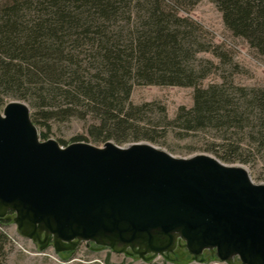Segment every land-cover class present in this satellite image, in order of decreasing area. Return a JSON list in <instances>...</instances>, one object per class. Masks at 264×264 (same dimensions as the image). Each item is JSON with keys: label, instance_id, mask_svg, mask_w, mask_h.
<instances>
[{"label": "trees", "instance_id": "obj_1", "mask_svg": "<svg viewBox=\"0 0 264 264\" xmlns=\"http://www.w3.org/2000/svg\"><path fill=\"white\" fill-rule=\"evenodd\" d=\"M200 1L0 3V92L24 97L46 119L91 122L92 141L87 143H158V126L140 134L141 124L151 114L164 133L172 126L185 133L217 132L220 141L208 152L226 164L244 162L243 148L232 135L247 133L264 149V89L227 82L201 86L216 65L198 55L212 53L224 62L226 55L204 41L198 23L179 13ZM212 2L226 28L264 56V0ZM137 85L191 87L194 106L181 107L170 120L165 107L153 110L152 103H132ZM32 120L38 125L33 114ZM11 222V216L0 219V264L7 259L10 238L4 229Z\"/></svg>", "mask_w": 264, "mask_h": 264}, {"label": "water", "instance_id": "obj_2", "mask_svg": "<svg viewBox=\"0 0 264 264\" xmlns=\"http://www.w3.org/2000/svg\"><path fill=\"white\" fill-rule=\"evenodd\" d=\"M57 250L74 241L142 256L175 250L264 264V184L209 154L175 157L149 142L43 141L28 104H0V219Z\"/></svg>", "mask_w": 264, "mask_h": 264}, {"label": "rangeland", "instance_id": "obj_3", "mask_svg": "<svg viewBox=\"0 0 264 264\" xmlns=\"http://www.w3.org/2000/svg\"><path fill=\"white\" fill-rule=\"evenodd\" d=\"M5 1L7 0H0V3ZM179 13L198 23L202 27L200 34L204 41L212 42L226 55L225 62L212 53L198 55L199 58L211 60L216 65L213 73L201 82L203 88L227 82L236 86L264 89V56L252 49L245 39L235 37L226 28L222 13L212 0H201L192 10ZM15 94L20 95V93ZM11 101H22L28 104L32 114L38 119L36 126L40 136L46 134L45 139L41 138L43 141L54 139L63 142L65 146L75 142L92 141L89 133L91 122L78 118L46 119L42 111L32 107L30 101L24 97L4 95L0 92L2 108ZM131 101L135 105L152 103L154 104L151 107L153 110L165 107L168 118L173 120L181 107L191 109L194 106V89L137 85L133 89ZM152 119L153 115H148L147 120L141 124L140 134H144L153 126H158L157 132L161 138L154 145L180 158L198 154L214 156L212 152H208V149L220 141L217 132L205 130L185 133L179 127L172 126L164 133V127L157 123L158 118L155 119L156 122ZM232 137L234 142H239L242 146V158L246 160L237 161L233 165L244 166L256 184H264V149L260 148L247 133L234 131ZM95 145L101 146L100 144ZM9 214L5 218L11 216L12 222L4 230L9 235L10 243L4 264H243L239 257L230 263L221 262L216 255V250H206L202 256L196 258L189 253L186 243L181 240L172 252L144 256L139 253L138 249L113 250L94 242L78 240L73 244L62 245V250L58 251L54 240L46 246H41L24 236L15 222L16 215Z\"/></svg>", "mask_w": 264, "mask_h": 264}]
</instances>
